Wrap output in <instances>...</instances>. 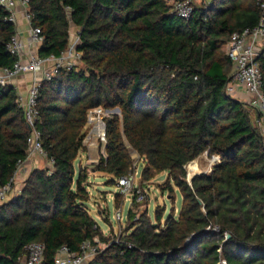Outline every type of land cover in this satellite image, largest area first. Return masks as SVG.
<instances>
[{
    "label": "trees",
    "instance_id": "trees-1",
    "mask_svg": "<svg viewBox=\"0 0 264 264\" xmlns=\"http://www.w3.org/2000/svg\"><path fill=\"white\" fill-rule=\"evenodd\" d=\"M29 11L44 36L41 56L61 57L79 28L83 66L42 81L33 126L16 86L0 84V187L28 159L34 130L52 163L33 168L0 206V264H19L33 241L55 264L63 245L79 252L85 240H107L86 206L88 171L76 169L98 106L120 112L105 117L106 155L95 170L115 183L137 154L145 180L168 171L182 205L164 222L163 211L154 221L129 210L126 233L88 264H264V133L258 110L227 91L226 49L233 33L258 24L260 1L210 0L187 19L167 0H29ZM9 16L0 6V67L19 59L8 48L17 32ZM258 59L264 92V47ZM205 152L220 161L189 182L186 165L192 175Z\"/></svg>",
    "mask_w": 264,
    "mask_h": 264
},
{
    "label": "built area",
    "instance_id": "built-area-1",
    "mask_svg": "<svg viewBox=\"0 0 264 264\" xmlns=\"http://www.w3.org/2000/svg\"><path fill=\"white\" fill-rule=\"evenodd\" d=\"M173 7V10L183 18H190L194 12V0H167ZM210 1V0H208ZM204 0V3L208 2ZM260 1L261 16L256 26L237 31L232 34L230 41L227 44V54L233 62V79L227 84V91L234 94L238 87H243L251 94L250 102L257 110L261 117L259 126L264 133V92H263V73L259 56L263 51L264 43V0ZM0 6L10 12L9 20L18 25V15L28 23V43H23L17 29L12 41L8 44L9 50L18 55L19 59L11 67H0V84H13L18 77L25 74H32L33 80L26 93L18 92V102L25 109L27 121L30 126L34 125L37 111V99L39 89L43 80H49L56 75L62 65L60 60L66 58L65 53L61 57L41 56L39 49L43 43L44 36L39 26H33L32 15L29 11V0H0ZM19 7L21 10L19 12ZM80 43L79 35L76 41L69 46L70 59L81 58V53L77 51V46ZM52 64L48 68V64ZM69 67L74 65H68ZM14 85V84H13ZM108 110L102 106L95 107L89 111L87 125H93V129L87 132L97 136L103 142H107L106 136V121L105 117L109 115ZM113 113V112H112ZM111 114V113H110ZM96 125V126H95ZM85 136V140H87ZM40 133L34 130L29 138V152L38 150L45 154L41 142L39 140ZM86 145V144H85ZM215 161H220L219 156H213ZM19 170V169H18ZM18 172V171H17ZM16 172V173H17ZM16 175V174H15ZM137 170H131L128 174L119 177L117 184L120 188V193H131L135 188V179ZM15 192V176L5 185L0 187V206L9 201L12 197V192ZM144 197L143 193L139 192L136 200H141ZM118 219L122 218V211H117ZM228 235V234H226ZM91 240H85L81 244L79 252H74L68 246L63 245L59 248L55 258V264H88L91 262L99 248ZM45 245L39 241H33L25 246V251L19 259V264H44L45 263Z\"/></svg>",
    "mask_w": 264,
    "mask_h": 264
},
{
    "label": "rangeland",
    "instance_id": "rangeland-1",
    "mask_svg": "<svg viewBox=\"0 0 264 264\" xmlns=\"http://www.w3.org/2000/svg\"><path fill=\"white\" fill-rule=\"evenodd\" d=\"M194 1L196 5L204 3V0ZM78 30L79 28L75 26L72 27L71 44L76 41ZM262 47H264V43ZM69 54V51H66V58L60 60L63 66L77 65L78 68L83 66L81 59H70L71 56ZM54 63L55 62L49 63L47 67L51 68ZM16 80H19V83L25 84L22 91H20L21 94H24L33 80V75H21ZM112 112L119 113L120 111L119 109H114ZM112 112L110 111L109 115ZM93 126L94 124L87 125V132L90 131L91 128L93 129ZM86 138V150L79 154L76 160V169L78 171L79 166H83L86 167L88 171V180L86 181V184L88 185L89 200L86 203V206L89 209L90 214L97 220L105 239H107L103 240L100 236H96L95 245H97L99 249H105L112 240H117L121 235L126 233L129 225V210H132L137 214L136 218H138L141 213L147 211L154 221L156 219V212L163 211L162 222H164L170 212H175V214L178 215L182 205V194L178 187L175 186L174 182H171L174 188L173 191L167 188V185L169 184L168 171H162L159 173L154 172L153 177L150 180H145L142 177V169L144 168L145 161L137 154H134L135 160L132 170H137L135 188L131 193L127 192L118 195L117 193H120V188L116 181L115 183H112V179L115 177L112 174L95 170L100 156L106 155V143L91 133L90 136L88 133V137L86 136ZM32 161H40L38 167H50V161L44 153L39 152L38 150H32L29 152L28 159L20 165L19 170L15 175V192L13 191L10 196L22 191L24 181L33 169L30 166L32 165ZM193 161H196L197 169L192 171L194 173L191 175L189 164L186 165L188 174L187 180H190L191 176H195L196 174L210 173L215 164L219 162L217 160L215 161L213 156H209L207 152L201 154ZM139 192L143 193L144 197L141 200H136ZM119 210L122 211L121 220H119L117 216V211Z\"/></svg>",
    "mask_w": 264,
    "mask_h": 264
},
{
    "label": "crops",
    "instance_id": "crops-1",
    "mask_svg": "<svg viewBox=\"0 0 264 264\" xmlns=\"http://www.w3.org/2000/svg\"><path fill=\"white\" fill-rule=\"evenodd\" d=\"M20 10H21V7H19V12H20ZM18 16L19 17H18L17 29L19 31V36H20L21 40L23 41V43H28V40H29L28 23L25 20V18L22 17V14L21 13H19ZM18 81L15 80L13 84L16 86L18 92H20L24 88L25 84L24 83H19ZM235 97H237V98H239L241 100H244V101H249L251 99V94L246 89H244L243 87H238L237 88V91L235 93ZM39 162H33L32 161L31 162L32 165H30V166L32 168H36V167H38L40 165ZM51 165H52V163L50 161V166Z\"/></svg>",
    "mask_w": 264,
    "mask_h": 264
},
{
    "label": "water",
    "instance_id": "water-1",
    "mask_svg": "<svg viewBox=\"0 0 264 264\" xmlns=\"http://www.w3.org/2000/svg\"><path fill=\"white\" fill-rule=\"evenodd\" d=\"M192 178H193V176H191V179L190 180L188 179V181L191 182L192 181ZM227 237L229 238L230 237V234H228Z\"/></svg>",
    "mask_w": 264,
    "mask_h": 264
}]
</instances>
